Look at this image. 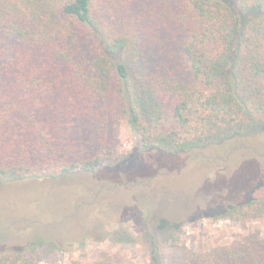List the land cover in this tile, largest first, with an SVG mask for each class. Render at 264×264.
<instances>
[{"label": "trees", "instance_id": "trees-1", "mask_svg": "<svg viewBox=\"0 0 264 264\" xmlns=\"http://www.w3.org/2000/svg\"><path fill=\"white\" fill-rule=\"evenodd\" d=\"M125 122L145 157L263 133L264 0H0V189L115 168L130 156L116 148ZM250 197L220 217L264 219V179ZM66 246L3 248L0 264ZM191 264H264V239Z\"/></svg>", "mask_w": 264, "mask_h": 264}, {"label": "rangeland", "instance_id": "rangeland-1", "mask_svg": "<svg viewBox=\"0 0 264 264\" xmlns=\"http://www.w3.org/2000/svg\"><path fill=\"white\" fill-rule=\"evenodd\" d=\"M117 139V150L130 156L115 168L1 188L0 249L52 240L71 246L40 264H191L214 247L264 239V219L241 227L220 217L262 183L264 131L178 156L145 157L126 122Z\"/></svg>", "mask_w": 264, "mask_h": 264}]
</instances>
